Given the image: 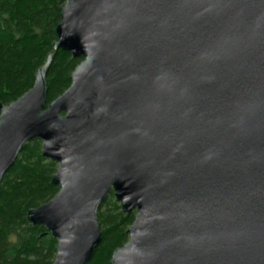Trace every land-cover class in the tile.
<instances>
[{"label":"water","instance_id":"1","mask_svg":"<svg viewBox=\"0 0 264 264\" xmlns=\"http://www.w3.org/2000/svg\"><path fill=\"white\" fill-rule=\"evenodd\" d=\"M55 35L0 104V184L33 140L58 165L26 214L52 264H91L110 195L135 216L109 264H264V0H66ZM59 51L81 62L47 105Z\"/></svg>","mask_w":264,"mask_h":264},{"label":"trees","instance_id":"2","mask_svg":"<svg viewBox=\"0 0 264 264\" xmlns=\"http://www.w3.org/2000/svg\"><path fill=\"white\" fill-rule=\"evenodd\" d=\"M66 0H0V104L9 105L32 88L52 44ZM81 62L62 51L48 70L47 105L70 85V75ZM41 143L26 144L0 184L1 264H52L56 240L44 228L32 227L26 214L58 193L51 180L57 166L41 156ZM135 213L122 214L110 195L99 207L101 242L91 264H109L112 252L127 241L126 230Z\"/></svg>","mask_w":264,"mask_h":264},{"label":"rangeland","instance_id":"3","mask_svg":"<svg viewBox=\"0 0 264 264\" xmlns=\"http://www.w3.org/2000/svg\"><path fill=\"white\" fill-rule=\"evenodd\" d=\"M41 143V142H40ZM41 151H42V144H41ZM58 167V165H56ZM119 205V204H118Z\"/></svg>","mask_w":264,"mask_h":264}]
</instances>
